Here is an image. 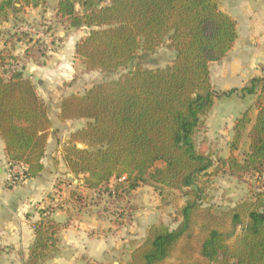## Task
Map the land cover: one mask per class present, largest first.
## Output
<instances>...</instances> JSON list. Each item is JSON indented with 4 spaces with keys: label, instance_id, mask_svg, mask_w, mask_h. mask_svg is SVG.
Returning a JSON list of instances; mask_svg holds the SVG:
<instances>
[{
    "label": "trees",
    "instance_id": "obj_1",
    "mask_svg": "<svg viewBox=\"0 0 264 264\" xmlns=\"http://www.w3.org/2000/svg\"><path fill=\"white\" fill-rule=\"evenodd\" d=\"M30 4L0 0V23ZM55 14L66 30L88 28L74 47L86 70L115 72L164 42L174 53L162 67L136 64L82 93L62 96L58 105L60 121L86 120L63 146L68 171L84 187L112 196L151 182L186 196L176 226L149 225L127 264H264V182L227 207L203 205L202 190L190 188L213 165L211 154L196 142L216 96L210 63L224 57L236 39L235 22L218 8V0H58ZM20 35L27 44L24 58L39 65L44 43ZM16 58L0 52V138L7 159L23 163L29 179L43 169L51 120L33 80L8 69ZM241 91L257 94V113L253 121L248 110L234 120L229 154L215 171L220 167L238 180L256 174L259 180L264 177V79L252 78ZM244 135L248 148L239 159L235 151ZM112 178L116 182L109 186ZM59 229L48 210H40L24 264L52 257Z\"/></svg>",
    "mask_w": 264,
    "mask_h": 264
},
{
    "label": "crops",
    "instance_id": "obj_2",
    "mask_svg": "<svg viewBox=\"0 0 264 264\" xmlns=\"http://www.w3.org/2000/svg\"><path fill=\"white\" fill-rule=\"evenodd\" d=\"M57 1L54 0L55 17ZM39 2L40 0H32L34 5L23 6L18 15L22 13L28 21H31L32 15L36 14L39 18L47 17L49 11H43L42 8L40 10ZM27 7L35 8L37 13L35 14L33 9L29 11ZM24 8L26 13L23 11ZM76 8L78 9V5ZM218 8L234 20L236 39L224 57L210 63V81L219 96L244 95L241 90L249 84L252 78L264 79V0H218ZM16 17H10L7 21L1 22L0 27L2 24L9 27L17 21L22 24L23 18L19 16L20 20H16ZM55 21L61 29L56 34L61 37V47L58 52L62 56L71 54L74 57L75 44L86 35L88 28L82 26L66 30L57 17ZM42 22L48 23L46 20L39 23ZM38 27L42 36L35 35V39L43 41L46 56L41 59L39 65L28 59L25 60L33 65L30 69L34 68L36 71L35 80H38L35 85L36 92L47 106L51 128L42 157V171L17 186L6 185L3 181L4 163L7 157L0 138V264H24L26 262L29 246L34 236L33 224L40 219L42 209L48 210L49 215L60 225V229L58 250L52 257L38 264H127L131 250L143 241L148 227L142 236L123 237L122 231L127 227L115 228L112 224L114 221L112 217L98 213L93 203L90 204L88 199L82 198L87 195L91 197L95 192L84 187L83 180L76 179L68 171L63 158V146L66 144L68 134L77 128L69 132H66V129L57 130L55 133L53 132V117L63 124L62 128L65 124L68 126L80 124L83 119L61 122L58 118L59 101L62 96L68 94L65 91L67 88H61L62 81L55 80L51 75L53 71L49 68H57L51 66L49 62L55 53L52 56L47 52L48 40L52 36L48 39L49 32L44 30L47 28L44 24H39ZM2 42L0 40V49L5 47L9 54L24 58L26 43L20 49L21 54L19 55L17 51H14L16 48L14 44L12 48L11 42L9 47L7 45L9 43L6 42L7 44L4 45ZM256 96L257 94H254L255 98ZM256 113L257 107L253 110V115L249 114L252 121ZM77 194L81 195L79 201L76 199Z\"/></svg>",
    "mask_w": 264,
    "mask_h": 264
},
{
    "label": "rangeland",
    "instance_id": "obj_3",
    "mask_svg": "<svg viewBox=\"0 0 264 264\" xmlns=\"http://www.w3.org/2000/svg\"><path fill=\"white\" fill-rule=\"evenodd\" d=\"M38 4H41L40 10L42 8L43 11H49L47 17L39 18L36 16L37 10L35 8L27 7L29 11L33 9L36 15H32L31 21H28L21 13L18 17L21 16L20 18H23V21H21L22 24H19L20 21H17V23L13 22L9 27L2 24L0 27V40L3 41L2 43L4 45L9 43L7 44L8 47L10 46V42L14 44L16 46L14 51H17L20 55V49L25 45L22 42V36L20 34L24 32L28 37L36 40L35 35L39 28L38 25L44 24L47 26L44 30L49 32L48 39L52 36L48 40L47 52L52 56L55 53L49 62L51 66L57 67L49 68V70L53 71L51 75L54 76L55 80L62 81L61 88H67L65 90L66 93H82L93 84L115 78L136 64L156 68L166 65L173 58V51L168 49L166 42H164L145 55L139 52L126 68H120L115 72L104 73L99 70H86L80 58L66 53V55L62 56L58 52V49L61 47V37L56 34L61 29L55 23L56 17L53 12L55 8L54 0H40ZM23 11L26 13L25 8ZM18 17H16V20H20ZM45 20L48 23H39ZM23 27L27 29H23ZM28 28H34L36 31L28 30ZM13 34H16V36ZM18 35L20 39H17ZM0 50L3 53L5 52V54L9 53L5 47ZM16 59L20 62L19 68L16 70H21L24 75L29 76L34 84L37 85L38 80H35L36 71H34V68L30 69L32 64H28L25 58L21 56ZM255 99L254 94H248L246 92H244V95L241 94L239 96H219L216 92L212 109L204 118L205 127L196 137L198 147L211 154L213 165L208 169L207 173L193 179L190 185V188L202 190L201 197L203 205L231 206L248 195L250 189L255 190L259 184L263 185L264 177L257 180L258 177L256 174H245L241 180H238L237 178L229 176L220 167L215 171L217 166H219V159L221 157H227L229 154V142L233 134L232 124L234 119L240 116L245 110H248L249 114L252 113L253 115V110L256 108ZM85 123L86 120H82L80 124H71V126L65 124V127L62 128L63 124L53 117V132L56 133L57 130L61 131L64 129H66V132H69L72 129L82 127ZM247 141L248 139L244 135L239 149L235 151L239 159H242L243 154L247 151ZM157 165H161V163H157ZM125 177L126 174H123L121 179ZM115 182L116 180L112 178L109 186H113ZM262 188H264V185ZM94 192L93 196L90 197L87 195L82 198L84 200L88 199V203L90 204L93 203L98 213L112 217L114 220L112 224L115 228L120 226L127 227L126 230L122 231L123 237L133 235L142 236V233L145 232L148 225L152 222L157 223L162 221L170 227L176 226L179 221L178 210L184 204L186 198L183 191H167L165 188L151 182L139 186L134 191H131L130 194L122 191V189H119L118 193L112 196L101 192ZM173 260L174 258L170 259V261Z\"/></svg>",
    "mask_w": 264,
    "mask_h": 264
},
{
    "label": "built area",
    "instance_id": "obj_4",
    "mask_svg": "<svg viewBox=\"0 0 264 264\" xmlns=\"http://www.w3.org/2000/svg\"><path fill=\"white\" fill-rule=\"evenodd\" d=\"M23 29H27L23 27ZM28 30L36 31L34 28H28ZM42 30V29H41ZM36 35L42 36L39 29L36 31ZM19 61L13 62L9 67L10 70H16L19 68ZM26 166L21 162H12L6 159L4 163L3 181L6 185L17 186L22 184L26 180Z\"/></svg>",
    "mask_w": 264,
    "mask_h": 264
},
{
    "label": "water",
    "instance_id": "obj_5",
    "mask_svg": "<svg viewBox=\"0 0 264 264\" xmlns=\"http://www.w3.org/2000/svg\"><path fill=\"white\" fill-rule=\"evenodd\" d=\"M33 1H35V0H33ZM76 145H77L78 148H83V145L80 144V143H77ZM69 177H71V176H69Z\"/></svg>",
    "mask_w": 264,
    "mask_h": 264
}]
</instances>
